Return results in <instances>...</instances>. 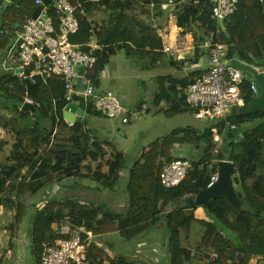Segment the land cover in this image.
<instances>
[{
  "label": "trees",
  "instance_id": "1",
  "mask_svg": "<svg viewBox=\"0 0 264 264\" xmlns=\"http://www.w3.org/2000/svg\"><path fill=\"white\" fill-rule=\"evenodd\" d=\"M36 1L0 0V63L16 42L26 22L32 17ZM69 2L74 7L81 3L85 8L94 4L93 0H69ZM162 2L158 0V4ZM212 14L213 5L210 0H190L178 10L176 20L179 28L184 29L186 33H194L196 47L212 39L228 47L229 60L237 59L264 71L262 64L264 62V2L242 0L238 11L225 20L224 29L212 18ZM77 18L80 30L71 41L82 46L84 51L91 52L90 44L94 40H92V26L78 13V10ZM124 22H120V27L111 30L103 28L97 34L96 40L100 41L97 45L101 46L102 50L93 51L99 59L97 67L88 74L93 81L96 80L101 64L109 63L111 56L123 46L126 47L128 55L138 53L142 57L155 56L158 57L156 61H160L165 56L161 52L162 39L156 30L147 28L143 24L141 27L126 29L122 26ZM108 31H110L109 37H107ZM200 54L201 50L197 48L195 57ZM189 60L190 58L187 61ZM156 61L152 59V62ZM201 75L202 73L195 72L180 80L168 77L164 80L170 82L169 88H165V82L162 81L159 101L168 96L167 100L172 102L170 108L164 112L166 116H177L190 111L191 108L187 103L188 89ZM20 83L22 81L13 73L0 70V109L5 110L12 117L8 120L0 115V127L8 129L13 125L12 131L17 136V143L8 159L12 165L8 167L0 164V210L3 207L15 209L17 225L24 222L27 211H30L28 224L32 231L28 242L31 264H43L45 245H53L60 239L73 237L74 234L58 235V224L62 221H69L76 232L81 230L83 238H86L84 232L92 233L94 236L119 233L124 239L134 241L158 222L157 217L166 208H171L165 217L169 231L168 247L171 264H187L191 260L190 252L189 249L181 246V231L189 228L193 221H197L194 215L188 212L198 207H188L183 200L186 196L198 195L207 189L210 183L209 172L217 171L219 162L225 160L234 163V182L239 188L238 195L242 207H236L226 197L212 200L205 211L214 221L198 220L205 228V233L196 248L216 251L219 257L215 264H250L255 255L263 256L259 264H264V114H238V110H235L229 115L228 122L210 125L198 131L191 127L178 129L171 135L149 144L134 163L131 171L129 191L133 194L135 202L127 216H118L106 211L104 216L99 218L101 207L96 208L95 205L82 207L73 201L58 199L45 203L42 208L36 207L33 212L32 206L22 202V197L28 191L36 196L40 191L56 186L65 178L80 176L89 178L82 174L84 163L91 159L103 158L107 153L105 151L107 146L114 151L116 147L109 141L91 137L86 131V120L68 127L64 121V110L69 103L66 101L63 80L53 78L44 81L38 78L39 87L34 97L36 114L22 110L25 103L23 94L26 89L25 85ZM179 88L182 92L180 97ZM243 93L246 105L256 98L249 81L243 86ZM80 106L92 116L104 117L83 101ZM248 122L255 123V126L242 132L237 138L235 133ZM47 123L51 128L47 127ZM228 123L236 129L232 130L231 126H227ZM215 128H218L219 133L224 136L221 149H218L214 142ZM58 129L65 133V142L50 146L46 155H40L36 148L42 143L49 144L52 138L55 139L57 136L55 132ZM175 145L187 146L188 150L185 153L174 154ZM193 152L197 157L192 156ZM179 158L191 159L193 168L180 186L167 189L163 186L160 175L166 164ZM214 161L215 163L209 168L207 163ZM126 163L127 158L124 153L116 151L107 162L108 175H98L95 179L107 188L113 189L119 183L120 173ZM25 168L28 169L29 179L17 182ZM10 183L15 189H10V192L15 194L14 197L10 196L12 193L7 192ZM6 192L9 194L7 198L4 197ZM159 204H162L160 209H158ZM13 231L15 232V228ZM105 256L106 252L93 243L89 248L87 264H136L128 262L122 256L107 263Z\"/></svg>",
  "mask_w": 264,
  "mask_h": 264
},
{
  "label": "built area",
  "instance_id": "2",
  "mask_svg": "<svg viewBox=\"0 0 264 264\" xmlns=\"http://www.w3.org/2000/svg\"><path fill=\"white\" fill-rule=\"evenodd\" d=\"M37 0L36 8L41 12L36 19L32 17L26 22L18 34L16 42L7 51L0 63L4 72H11L25 85V103L34 105V97L39 87L38 78L44 81L58 78L63 80L66 89V101L80 106L83 101L87 106L101 113L109 120H120L129 125L138 121L135 113H130L121 97L113 92L99 93L97 81L88 77L99 59L93 53L86 52L82 46L72 43L71 38L80 30L76 8L69 0ZM242 0H210L213 5L212 18L218 23L233 16L238 11ZM264 2V0H258ZM169 5H163L167 10ZM176 17L169 16L168 28L159 32L163 42L161 52L177 61H187L190 52L197 48L210 51L209 68L191 83L187 93V103L197 119H207L211 122H227L229 115L235 110L246 106L243 86L247 81L251 83V90L255 97L258 92L255 84L240 70L229 66L228 47L224 44L208 39L196 47L183 43L175 44L171 40L172 33L178 31ZM91 46V45H90ZM24 103V104H25ZM81 107V106H80ZM67 124V123H66ZM68 126L69 125L67 124ZM234 129V127H233ZM214 142L218 149L223 146V138L218 129H214ZM215 163H207L209 168ZM193 168L191 159H176L166 164L160 175L161 182L167 189L180 186ZM219 170L209 172L212 187L219 180ZM74 231L69 221L58 224V235L69 236L70 239H60L53 245H45L42 256L43 264H87L90 246L94 243V235ZM190 258L199 259L202 264H215L219 255L212 249H190Z\"/></svg>",
  "mask_w": 264,
  "mask_h": 264
},
{
  "label": "crops",
  "instance_id": "3",
  "mask_svg": "<svg viewBox=\"0 0 264 264\" xmlns=\"http://www.w3.org/2000/svg\"><path fill=\"white\" fill-rule=\"evenodd\" d=\"M104 1H108V2L105 3ZM161 1L163 2L165 1V2L164 3L162 2V4L161 3L158 4V0H93L94 4H92L91 6L85 8L84 5L79 3L78 6H75V8L76 10H78V13L82 17L86 18L92 26V40L94 39L93 42L90 44L92 50L93 49L102 50V47L97 45V43H99L100 41L96 39H97V34L101 32L103 28L111 30L114 29L115 27H120L121 26L120 22L125 21L122 24V26L126 29L134 26L141 27V25L143 24L147 28H152L156 30L157 34L159 35V32L168 28L169 16L172 14L176 17L178 10L183 5L188 4L190 2V0H181V1L161 0ZM163 5H169L168 9L163 10L162 8ZM109 36H110V31H108L107 33V37ZM171 40L173 43L179 44V46L183 43V40H186V42L184 43H186L187 46H192V44L195 43V36L194 33L192 32L186 33L184 29L179 28L178 31L172 33ZM200 50L202 52L207 51V53L210 54V51L206 49H200ZM203 54L204 53H201L198 57H195L196 56L195 53L190 52L187 55V58L188 59L190 58L189 61H177L175 58L168 56H163L160 61H156L157 60L156 58L158 57L143 56V58H147L149 60L147 67H150L151 69L147 73L149 74V77L151 76V80H153L152 91L154 92L153 99L155 102L152 109H149V111L148 110L144 111L145 114L151 111L165 112L171 106L172 102L170 103V100H167L169 99L168 96H165L164 99L159 101V93L161 87V84L159 85V83L161 81H164L165 84L167 83L166 85L164 84L165 88H169L170 82H168V80L167 81L164 80L167 79L168 77H172L180 80L186 78L191 73H195V72L204 73L208 70L210 64L209 55L207 60L208 68L206 67L205 69H202L200 71H195L188 67L187 62H191L193 65L199 64L200 62L199 58H201ZM152 59H154L156 62H152ZM163 61H165V63H163ZM176 65H178L179 67H177ZM259 72L264 73V71H260V70ZM137 73H139L138 70ZM178 91L180 97V95H182L181 88H179ZM189 112H192V114H194V112L191 109ZM86 115L87 113L85 111V116L81 121L87 120ZM220 124H215V125H220ZM227 126L230 127L231 126L230 123H228ZM253 126H255V123H253ZM230 128L232 130L236 129L235 126H231ZM251 128L253 127H250L245 131H248ZM191 129H195L197 131L199 130L197 128H192V127ZM98 136L100 135L98 134ZM221 136L223 138V144H224V136L223 135ZM100 137H102L101 139L103 140L109 141L111 144H113L116 147L115 151L112 149L114 153L116 151L120 153H124V155L127 158V163L125 165V168L120 173L119 183L117 184L116 187L111 189V188H107L106 186H104L103 183L98 182L96 179L93 180L90 178H83L82 176L65 178L62 184L63 185L62 190L64 195L63 198L65 201L68 200L78 203L82 207L88 206L87 205L88 203H86L85 199L88 201V199L92 198V200H90L91 203L89 204L95 205L96 208L101 207V213L99 215V218H102L104 216V212L106 211H109L118 216H127V214L132 210L135 202V198L133 194L129 191V187L131 185V178H132L131 171L133 169L134 163L138 160L141 153L145 150L146 147L138 151L137 155L135 156L133 153H131L130 150L127 149V146L125 144L123 146H120L119 137L113 136L109 138L104 134V132H102V135ZM173 148H174V154L185 153L188 150L187 146H183V145H175ZM193 153H194L193 155L194 156L196 155L197 157V154L195 152ZM107 169L109 170L108 165L106 166V171L103 170V173L101 174L108 175ZM82 174L86 175L87 173L82 172ZM235 186L238 193L239 188L237 187V185ZM60 188L61 187H58L57 185L50 187L48 190V197L51 196L54 197V194L58 189L60 190ZM77 192H79L80 195L86 194L85 195L86 198L84 199V197H80V195ZM189 196H186L184 198L183 200L184 203H185V199ZM54 198H56V196ZM94 198L95 200H93ZM161 207L162 204H159L158 209H160ZM170 210L171 208L170 209L166 208L165 211L162 210L161 214L157 217L158 222L153 224L150 228L147 229V231L143 232L134 241H128L123 237H121L119 233H115V234H108L106 236H94V243L99 248L103 249L106 252L105 259L107 263L110 260L117 258L118 256H122L125 257L128 262H133V263H135L134 261L136 259H139L143 261L142 264H171V257L168 247L169 231L167 229V223L165 220V217L169 214ZM9 211L15 213L12 219L13 223L14 222L15 223L11 229L12 231L10 234V237L13 236V232H14L13 229L15 228V232L13 236L15 242H13V244L11 245H7L6 249L8 250L6 251V253H8L9 257L5 259V262L9 259L10 264H31L30 262L31 253L28 242L29 234L32 231L30 229L31 228L30 225L28 224V217L30 216V211H27V217L24 220V222L20 225H17L15 221V216H16L15 209L13 210L9 209ZM188 213L193 214L197 221H193L189 228L181 231L180 239H181L182 248L190 250L196 248L190 245L191 241L193 239L196 240L198 247L205 233V228L201 223L198 222V220L200 221V220H210V219L203 207H198V209L196 210H189ZM10 216L12 218L11 214ZM161 235L164 236L160 240L158 239V237H161ZM162 241L165 244H162ZM133 242L137 244L136 245L137 254L134 255L130 253V251L123 252L121 246L124 245L125 247V245L131 244ZM153 245H155L154 249H153ZM149 247L150 249H148ZM158 249L159 251L161 250L162 252H164V254H162L161 257L156 253ZM1 252H0V256L2 255ZM157 255L159 257H157ZM1 259L2 257H0V260ZM262 259L263 256L255 255L252 258L250 264H259L260 262H262ZM187 264H201V262L199 259L191 258V260Z\"/></svg>",
  "mask_w": 264,
  "mask_h": 264
},
{
  "label": "rangeland",
  "instance_id": "4",
  "mask_svg": "<svg viewBox=\"0 0 264 264\" xmlns=\"http://www.w3.org/2000/svg\"><path fill=\"white\" fill-rule=\"evenodd\" d=\"M201 53L204 54L203 56H201V58H199V64L193 65L191 62H187L188 67L192 70L200 71L207 67L208 53L207 51H201ZM148 61L149 60L147 58H143L141 54L138 53H133L132 56L128 55L126 47L123 46L121 49L116 50V52L112 55L109 63L101 64L96 74L98 92L102 93L106 91H113L117 93L123 100V103L128 108L129 112L132 114H136V116L138 117V121L133 119V122L131 124L124 125L120 120H109L104 117H98L94 115L92 116L89 113H87V120L85 121L87 128L86 131L91 137H98L100 140H103L101 139L102 137H100L102 135V132H104V134L109 138L117 136L119 137L120 146H123L125 144L127 146V149L130 150L131 153H133L135 156L137 155V152L142 150L144 147H148L149 144L155 142L157 139L171 135L176 129L192 127L202 130L207 126L220 124V122H210L207 119H197L195 115L192 114V112H187L172 117L166 116L164 114V111H151L145 114L144 111H149V109H152L155 103L153 99L154 92L152 91L153 80H151V76L149 77V74L147 73L151 69L150 67H147ZM163 63H165V61H163ZM262 64H264V62H262ZM178 65L176 66L179 67ZM137 70L139 71V73H137ZM161 83L162 81L159 83V85ZM238 110L240 113L244 111L243 108H240ZM0 115L2 118L4 117L8 120L12 118L5 110L2 109H0ZM46 125L48 128H51L49 123H47ZM13 127V125H11L8 129L0 127V163L8 167L12 165L8 159L12 154L14 145L17 143L16 133L12 131ZM250 127H253V123L251 122H248L240 127L239 130L235 133L237 138L241 136L242 132L249 129ZM55 134L57 135V139L52 138L49 144L42 143L36 148L40 155H46L51 148L50 146L61 145L65 142L64 139H66V135L62 130L58 129ZM98 134L100 136H98ZM105 151L107 153L103 158H98L96 160L91 159L88 160V162L84 163L85 168L82 170V172L87 173L86 176H89L90 179L95 180V176L102 175L101 173H103V170L106 171V166L108 165L107 162L111 159V157L114 156V152L112 149H110L109 146L105 148ZM27 179H29L28 169L25 168L20 173L17 182ZM63 181L64 180L57 184V186L61 188L60 190L58 189L54 194V197L56 196V198H54L53 196L48 197L49 188H46L43 191H40V193L36 196L32 195L28 191L26 195L22 197V202H24L27 206H32V211H35L36 207L42 208L45 203L51 202L56 199L64 200L62 190ZM12 185L13 184L10 183L7 188V192L9 194L12 193L10 192V189L15 190ZM7 192L4 194V197L6 198L9 195ZM77 193L79 194V192ZM85 195L86 194L80 195V197H84L85 199ZM10 196L14 197L15 194L12 193ZM90 200H92V198L88 199V201L85 199L86 203H88V206L91 205L89 204L91 203ZM93 200H95V198ZM33 205H35V207H33ZM0 214V252L2 251V255L0 256L2 257V259L0 260V264H10L9 259L5 262V259L9 257L8 253H6V251L8 250L6 248L7 245H11L13 244V242H15L13 238L14 235L10 237L12 231L11 229L15 223H13L12 221L15 213L9 211V207H3L0 210ZM10 214L12 215V218ZM209 219L211 221H214L210 216ZM163 236L164 235H161V237H158V239L161 240ZM162 244L165 243L162 241ZM136 245L137 244L133 242L131 244L125 245V247L124 245L121 246V249L123 250V252L130 251V253L136 255ZM190 245L192 247H197V241L193 239ZM154 248L155 245H153V249ZM148 249H150V247ZM156 253L160 255V257L162 254H164V252H162L161 250L159 251V249L156 251ZM158 255L157 257H159ZM31 259L32 258L30 257V260ZM134 262L136 264H142L143 261L136 259Z\"/></svg>",
  "mask_w": 264,
  "mask_h": 264
},
{
  "label": "water",
  "instance_id": "5",
  "mask_svg": "<svg viewBox=\"0 0 264 264\" xmlns=\"http://www.w3.org/2000/svg\"><path fill=\"white\" fill-rule=\"evenodd\" d=\"M46 2L49 3L48 0H46ZM41 10V7H37L33 12L32 18L36 19L39 16ZM219 24L223 29L225 28L224 21H220ZM228 65L240 70L250 81L255 84L258 92V97L243 107V112L240 113L238 110V113L264 114V73H261L253 66L245 64L236 59L229 61ZM22 110L32 114L37 113L36 106L29 105L27 103L23 105ZM84 116L85 110L73 103L68 104L64 110V121L72 126L79 124ZM218 170L220 175L218 182H216L212 187L203 190L198 195L189 196L185 199V203L189 207L197 206L207 209L212 200H216L220 197H226L233 205L238 208L242 207V203L234 182V163L230 161H221L218 164Z\"/></svg>",
  "mask_w": 264,
  "mask_h": 264
}]
</instances>
